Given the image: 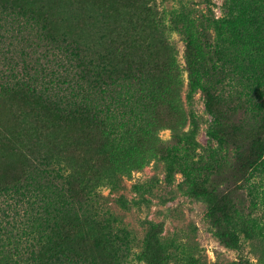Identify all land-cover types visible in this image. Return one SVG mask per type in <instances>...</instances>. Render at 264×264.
Instances as JSON below:
<instances>
[{
    "label": "trees",
    "instance_id": "16d2710c",
    "mask_svg": "<svg viewBox=\"0 0 264 264\" xmlns=\"http://www.w3.org/2000/svg\"><path fill=\"white\" fill-rule=\"evenodd\" d=\"M223 5V16L211 19L214 43L185 6L164 16L154 0H0V14L25 16L60 43L68 91L48 93L34 79L0 87V192L36 197L41 208L26 257L18 246L2 248L0 264H204L164 237L163 222L152 221L139 245L127 227H115L112 213L84 209L104 198L101 188L119 190L152 161L164 163L168 183L182 174L178 188L208 204L228 247L244 236L257 258L251 264H264V0ZM167 30L186 36L188 100L202 91L213 117L208 135L218 148L210 161L195 159L200 123L186 107V69ZM235 94L233 109L245 104V122L226 112ZM15 140L30 156L14 158ZM231 146L238 159L228 167L219 155ZM253 171L262 181L250 183L246 211L220 188Z\"/></svg>",
    "mask_w": 264,
    "mask_h": 264
},
{
    "label": "rangeland",
    "instance_id": "374dc122",
    "mask_svg": "<svg viewBox=\"0 0 264 264\" xmlns=\"http://www.w3.org/2000/svg\"><path fill=\"white\" fill-rule=\"evenodd\" d=\"M154 1L160 14L164 16L168 15L167 10L185 6L187 11L199 20L201 30L210 35L215 43L216 34L211 19L223 16L225 0ZM167 31L168 40L178 48L179 60L186 69V86L183 94L186 107L200 123L198 140L201 146L197 149L195 159L210 161L213 159L211 156L213 149L218 148L217 142L208 135L213 117L206 109V96L202 91L193 94L192 100H188L186 96L189 92L186 36L179 31ZM45 32L41 26L38 27L34 21L30 22L25 16L0 14V87L11 85L17 80L34 79L39 85L38 88H45L48 93L67 94L68 91L65 90L67 84L62 83V75L66 74L67 64L64 49ZM56 71L61 75L59 80L55 76ZM226 90H229V86ZM239 96L235 94L229 97L232 100L231 108L226 106L231 121L236 123L245 122L249 117L245 111L247 109L245 104L242 110L233 109L239 103ZM160 135L167 142L171 139L170 130H163ZM23 144V141H13L14 158L24 154L30 156ZM219 157L226 160L228 167H233L238 159L237 148L233 146L225 148ZM261 176L259 171H253L247 179L238 180L230 185L224 183L220 189L233 201L242 202L244 209L248 211L251 204L248 192L250 183L262 181ZM182 180V174L178 173L174 182L168 183L164 163L152 161L143 169L134 171L130 177L124 178L119 190L111 192L106 187L101 188L99 192L104 198L96 197L88 205H84V209L101 217L110 216L112 213L117 217L114 221L115 227H127L132 231L136 239L135 243L139 245L152 221L163 222L164 237L173 238L182 254H194L204 264H228L233 260L243 264L255 263L257 258L250 240L241 236L237 248L228 247L216 234V221L210 215L208 204L182 192L178 188ZM57 181L62 180L57 179ZM137 183L142 184L140 191L134 187ZM121 199H127L128 208L123 205ZM36 200V197L30 195L0 192V229L2 230L0 249L12 251L18 246L21 257H26L27 250L35 243L30 232V225L34 219L32 217L41 211L40 202ZM133 253L132 251L128 256L131 262H133ZM172 264L176 262L173 261Z\"/></svg>",
    "mask_w": 264,
    "mask_h": 264
}]
</instances>
